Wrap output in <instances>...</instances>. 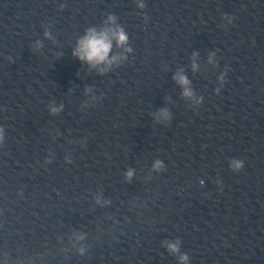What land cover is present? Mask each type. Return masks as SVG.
I'll use <instances>...</instances> for the list:
<instances>
[{"label":"clouds","instance_id":"obj_1","mask_svg":"<svg viewBox=\"0 0 264 264\" xmlns=\"http://www.w3.org/2000/svg\"><path fill=\"white\" fill-rule=\"evenodd\" d=\"M139 8H143L144 4L139 3L137 5ZM229 22H231L232 18L231 17H226ZM106 24H112L115 25V27H105L100 31H97L95 28H89L86 30V34L81 37L77 41V46L75 47L73 51V55L77 57L80 61L86 62L88 65H90L92 68L98 69L100 74H103L105 71L108 70L112 66V64L116 63L119 59H122L123 57H117V56H112L109 58V53L111 52L112 49V41L115 40L117 43V46H122L127 43V35L125 34L124 30L119 26L116 25V17L113 15H109L107 18V21L105 22ZM45 36L47 38H51L50 34L46 31ZM39 42H37V47H39ZM126 51H131V49H126ZM196 53H193V60H195ZM214 56L213 54H210L209 56V62L211 63L212 57ZM100 65H104V67H99ZM193 71L196 70L197 65L193 63L192 65ZM224 75L221 74L219 77V80L221 82V85H223L224 81ZM173 79L183 87V96L185 98H192L193 97V92L190 90L189 86V80L188 78L182 74V72H177L174 76ZM90 91V90H86ZM219 89H216L217 95L219 94ZM202 97L198 98L196 100V103L199 104L202 102ZM62 105L60 107H52L50 111L53 114L58 113L59 111L62 110ZM159 117H162L165 120L170 119L169 113L167 109H161L159 113L157 114ZM3 129H0V142L3 141ZM69 163L71 161H68ZM162 162L157 160L154 164V168L159 170L162 168ZM244 167V161L243 160H236L233 159L230 163V168L233 172H239L242 170ZM133 175L132 170H129L126 173V177L130 179ZM201 183H203L201 181ZM99 199L97 200V203H99ZM77 241H82L84 239V236L77 235L76 237ZM180 241L176 240L175 242H169L164 245V247L167 248V251L172 254L176 255L178 257V264H188L189 261V256L186 253H181L180 252ZM80 254L84 253V249L80 248L79 249Z\"/></svg>","mask_w":264,"mask_h":264}]
</instances>
